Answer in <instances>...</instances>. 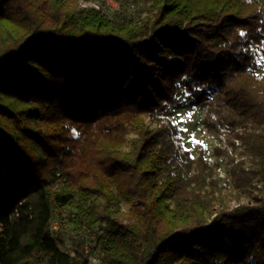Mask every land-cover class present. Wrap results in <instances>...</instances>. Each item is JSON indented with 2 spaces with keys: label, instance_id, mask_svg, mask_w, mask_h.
<instances>
[{
  "label": "trees",
  "instance_id": "trees-1",
  "mask_svg": "<svg viewBox=\"0 0 264 264\" xmlns=\"http://www.w3.org/2000/svg\"><path fill=\"white\" fill-rule=\"evenodd\" d=\"M78 1L0 0V264H88L89 237L99 264H264V0ZM183 92L254 202L145 121Z\"/></svg>",
  "mask_w": 264,
  "mask_h": 264
},
{
  "label": "rangeland",
  "instance_id": "rangeland-1",
  "mask_svg": "<svg viewBox=\"0 0 264 264\" xmlns=\"http://www.w3.org/2000/svg\"><path fill=\"white\" fill-rule=\"evenodd\" d=\"M120 3L119 0H117ZM128 2V11L137 16L144 15L147 2L145 0H126ZM120 6V5H119ZM255 60H259L260 57L264 56V42L258 48L253 49ZM258 67L256 72L258 74L264 73V61L257 63ZM196 93L183 92L181 101L172 109H167L162 112H157L155 115H146L145 121L156 126L157 124H175L176 129L174 130V139L179 143L185 150H189L191 157H196L201 154L205 161L210 164L213 168V177L218 179V182L223 186L224 193H226V203L229 209L239 205L254 202V193L248 191L238 193L235 191L230 183L229 167L230 161L225 153H218L220 148L226 151L228 154L231 153V149L227 145L224 136L221 133H217L213 128L207 127L203 121L205 110L196 102ZM187 129V131H184ZM219 147V148H218ZM218 148V149H216ZM235 155V153H234ZM244 160L245 168H250L253 162L246 153L239 154V150H236V160ZM262 177L258 174L254 175L253 180L257 187L253 190L257 194H262L264 190ZM129 205L125 201H121V208L123 211L128 209ZM56 222V227L52 228L55 230L59 222ZM52 225V224H51ZM75 235V231L69 228L67 235L64 238L63 248L67 249L72 244V236ZM94 241L86 239V245L84 246L85 251L89 254L90 264H99V259L96 254L91 251V247ZM88 246V251L86 250Z\"/></svg>",
  "mask_w": 264,
  "mask_h": 264
},
{
  "label": "built area",
  "instance_id": "built-area-1",
  "mask_svg": "<svg viewBox=\"0 0 264 264\" xmlns=\"http://www.w3.org/2000/svg\"><path fill=\"white\" fill-rule=\"evenodd\" d=\"M78 5L83 8H95L97 10H100L101 12H112L113 10H116L119 8V3L117 0H79ZM51 230L52 228L56 227V222L51 223ZM87 251H88V246ZM90 264V262H88Z\"/></svg>",
  "mask_w": 264,
  "mask_h": 264
},
{
  "label": "snow or ice",
  "instance_id": "snow-or-ice-1",
  "mask_svg": "<svg viewBox=\"0 0 264 264\" xmlns=\"http://www.w3.org/2000/svg\"><path fill=\"white\" fill-rule=\"evenodd\" d=\"M242 35H243V33H242ZM262 61H264V56L260 57V59L257 60L256 62H257V63H260V62H262ZM184 131H187V129H184Z\"/></svg>",
  "mask_w": 264,
  "mask_h": 264
}]
</instances>
